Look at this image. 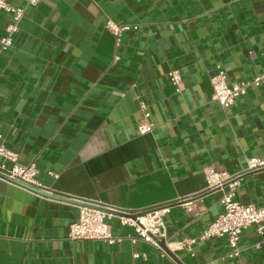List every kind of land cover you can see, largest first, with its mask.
I'll return each instance as SVG.
<instances>
[{
    "label": "crops",
    "instance_id": "1",
    "mask_svg": "<svg viewBox=\"0 0 264 264\" xmlns=\"http://www.w3.org/2000/svg\"><path fill=\"white\" fill-rule=\"evenodd\" d=\"M8 3L25 7L26 0ZM108 20L138 29L117 44ZM12 21L0 12V38ZM219 69L230 86L264 73V0L27 7L14 47L0 48V147L20 165H36L45 193L0 177V264H264L255 227L242 234L238 259L227 257L225 238L198 242L194 256L176 250L203 234L231 193L208 190L205 170L224 179L250 158L264 160V82L224 109L212 99ZM174 70L182 73L181 93L169 79ZM143 102L155 125L146 135L138 131ZM2 165L13 167L0 155ZM234 194L264 209V170L240 178ZM82 202L126 212L172 204L162 251L128 239L70 240ZM110 225L116 237L135 235L119 214Z\"/></svg>",
    "mask_w": 264,
    "mask_h": 264
},
{
    "label": "built area",
    "instance_id": "2",
    "mask_svg": "<svg viewBox=\"0 0 264 264\" xmlns=\"http://www.w3.org/2000/svg\"><path fill=\"white\" fill-rule=\"evenodd\" d=\"M41 0H26L25 7H15L8 3V0H0V12H5L12 16V23L5 29V34L0 38V48L5 51L14 47V37L20 31V24L25 18L27 7H36ZM107 29L117 39L120 44L121 36L124 32L137 30V26L120 25L113 20H108ZM118 58H115L117 61ZM171 84L178 93L183 91V77L180 70L169 73ZM213 88L212 99L218 102L224 109L231 108L237 100L245 96L252 87H260L264 82V73L256 76L250 81H244L236 85L228 84L227 73L223 69L210 80ZM142 119L138 123V131L141 135L150 134L154 131L155 125L151 121V114L148 106L144 102L141 104ZM0 155L7 162L13 163V167L7 170L5 165L0 167V174L12 183L23 188L24 186L40 190L41 184L38 180L41 175L40 170L34 163L23 166L18 164V156L13 152L0 147ZM264 170V160L250 158L243 172L235 176L220 179V175L214 168H207L205 176L208 181V190L221 187H229L231 193L225 195L221 200L223 212L218 218L203 232L199 238L185 239L178 243L176 250L186 251L194 256V246L198 242H204L214 238H225L228 241L229 252L227 257L231 259L240 258L243 247L241 246L242 234L250 227H255L260 236H264V209L254 205H243L236 201L234 190L239 183V179L245 175ZM3 178V179H4ZM186 200L180 201L183 206H188ZM172 204H165L141 211L126 212L115 208H110L119 212L120 225L124 228L133 229L135 235L126 237H116L113 235L110 221L116 214L107 213L97 209V205L80 207L77 220L70 226L68 238L73 241H104L109 245L122 243L128 239L133 244L144 242L157 250H161L160 241L166 238L165 217L170 214ZM259 244L255 248H259ZM165 256V253L163 252Z\"/></svg>",
    "mask_w": 264,
    "mask_h": 264
},
{
    "label": "water",
    "instance_id": "3",
    "mask_svg": "<svg viewBox=\"0 0 264 264\" xmlns=\"http://www.w3.org/2000/svg\"><path fill=\"white\" fill-rule=\"evenodd\" d=\"M0 177H2V178H4V176H2L1 174H0ZM4 179H6V178H4ZM26 189H29V190H32V191H34V192H36V193H39V194H43V193H45L44 192V190H37V189H33V188H30V187H27V186H24ZM49 193H52V192H49ZM53 194H54V192H53ZM55 196H57V197H63V198H66L65 196H62V195H60V194H54ZM68 201H71V200H69V198H66ZM76 201V200H75ZM82 206H90V205H94V204H90V203H86V202H82V204H81ZM95 207H97V209H100L101 211H104V212H107V213H112V214H120L119 212H115V211H113V210H111L110 209V207H103V206H95Z\"/></svg>",
    "mask_w": 264,
    "mask_h": 264
}]
</instances>
